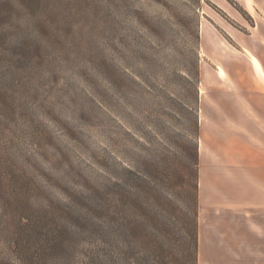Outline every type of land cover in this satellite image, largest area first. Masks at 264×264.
I'll use <instances>...</instances> for the list:
<instances>
[{"label":"rangeland","instance_id":"obj_1","mask_svg":"<svg viewBox=\"0 0 264 264\" xmlns=\"http://www.w3.org/2000/svg\"><path fill=\"white\" fill-rule=\"evenodd\" d=\"M262 49L238 0H0V253L67 236L55 247L93 264L141 234L174 264L197 202L199 254L200 204L215 225L241 198L218 94Z\"/></svg>","mask_w":264,"mask_h":264},{"label":"crops","instance_id":"obj_2","mask_svg":"<svg viewBox=\"0 0 264 264\" xmlns=\"http://www.w3.org/2000/svg\"><path fill=\"white\" fill-rule=\"evenodd\" d=\"M238 1L244 6H252L264 23V0ZM241 55L243 69L249 74L235 68L230 77L232 82L239 84L238 90L218 94L223 126H235L236 130L234 155L238 160L233 170L238 176L234 188L241 191V198L232 207L233 215L230 214L232 209L226 208L225 214L218 215L215 225L210 223L212 207L200 204L199 264H235V254L241 259L247 253L264 254V80L256 70L259 66L252 60L255 56L264 71V49L256 52L243 50ZM247 80L252 85L240 86ZM227 215L233 218L228 221Z\"/></svg>","mask_w":264,"mask_h":264},{"label":"trees","instance_id":"obj_3","mask_svg":"<svg viewBox=\"0 0 264 264\" xmlns=\"http://www.w3.org/2000/svg\"><path fill=\"white\" fill-rule=\"evenodd\" d=\"M198 75V74H197ZM198 78V77H197ZM196 81V93L199 89ZM198 125V123H197ZM199 127V126H198ZM199 147L195 144L194 155L192 157L191 176L198 181L199 171ZM197 200V199H196ZM117 202V199H114ZM191 222V220H190ZM188 237L180 244L182 250L178 253L174 264H198V208L197 202L195 206L194 221L187 228ZM41 240L40 237H36ZM141 235L134 237L132 244H137V252H123L117 246L112 245L111 250L104 254L96 255L93 264H168V259L163 247H157L153 252L148 245L149 241ZM20 247L17 251L10 254L0 253V264H72L71 260L75 259L73 255L65 248H56L54 244L60 242L59 245H66L69 241L67 236L60 239H52L47 237L42 239L45 245H37L36 240L30 236H24L17 239ZM56 249L60 250L57 252ZM76 260V259H75ZM152 260V261H151ZM125 262V263H124Z\"/></svg>","mask_w":264,"mask_h":264}]
</instances>
